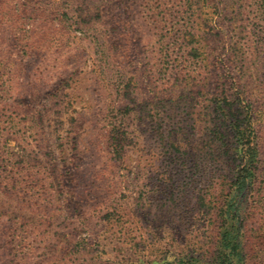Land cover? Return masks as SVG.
Wrapping results in <instances>:
<instances>
[{"label": "rangeland", "instance_id": "obj_1", "mask_svg": "<svg viewBox=\"0 0 264 264\" xmlns=\"http://www.w3.org/2000/svg\"><path fill=\"white\" fill-rule=\"evenodd\" d=\"M154 2L166 11L161 28L149 21L145 0H0V51L21 56V44L34 43L12 91L18 104L6 114L21 136L4 131L0 136L25 170L17 190L0 183V264H163L155 260L176 248L212 252L215 222L194 203L195 196L182 203L156 191L167 169L165 144L173 141L179 148L176 160L192 165L206 142L210 115L200 105L186 109L187 104L175 103L174 121L163 131L176 133L165 144L151 120L168 121L166 86L175 76L185 78L175 67L188 56L175 49L188 52L204 44L225 52L233 43H245L248 34L240 25L255 11L251 0H196L192 7L179 0ZM101 22L112 33L108 48L128 41L127 51L114 49L110 57L102 52L86 32L101 28ZM247 23L243 26L251 28ZM160 49L167 57L159 62ZM109 62L116 64L114 75L105 74ZM257 83L251 93L258 91ZM120 93L118 108L134 98L131 107L139 110L140 120L122 127L124 148L116 157L103 118ZM22 108L42 118L46 147L39 153L21 140L31 136L27 116L17 114ZM110 115L117 117L115 111ZM48 147L56 157H44ZM37 180L41 185L34 188ZM140 201L146 217L137 212ZM255 222L247 264H264V223Z\"/></svg>", "mask_w": 264, "mask_h": 264}, {"label": "trees", "instance_id": "obj_2", "mask_svg": "<svg viewBox=\"0 0 264 264\" xmlns=\"http://www.w3.org/2000/svg\"><path fill=\"white\" fill-rule=\"evenodd\" d=\"M194 1L196 0H179L183 6L188 7H192ZM145 3L149 21L154 27H163L159 24L162 21L167 22L165 9L157 7L154 0H145ZM159 4L166 7L167 2ZM251 5L255 11L251 20H244L240 25L241 32L248 34V37L243 36L247 40L245 43L243 41L233 43L224 49L225 52L220 51L221 47H208L204 44L191 47L192 51L188 52H185L183 47L175 49L178 54L186 53L188 56L175 67L177 73L184 75L185 78L181 80L175 76L166 86L165 96L169 97L170 102L163 107L171 113L168 121L165 124L162 123L163 125L157 120H151L156 127L154 132L164 144L167 143L166 139L173 138L176 131L165 132L163 128L173 123L172 111L175 109V103L179 102V104H187L186 109L197 104L208 111L209 124L205 126L208 132L203 134L206 136V142H201L192 165H188L184 160L181 162L176 160L175 155L179 148L173 141L163 146L168 163L165 177L157 185L156 191L161 196L179 197L183 199L182 203H189L195 196L194 203L200 205L198 206L200 208L203 207V212L208 213L215 222V231L210 235V237L213 236L211 253L198 252L193 247L186 246L185 249L172 250L173 252L155 260L156 262L247 264V250L249 246H252L250 237L256 229V225L252 227L251 224L256 219L264 223V85L262 84L264 80V0H251ZM245 22H248L251 28L246 29V26H243ZM105 23L101 22L102 26L99 29L88 28L86 32H90V36L96 39L97 44L103 48L102 52L106 50L104 52L108 57L114 49L127 51L128 41H125L127 44L123 45L112 43V47L108 48L106 42L112 38V33L108 32ZM252 23L258 24V28ZM258 32H262L263 35H258ZM13 38L17 43L21 41L20 34L16 32ZM33 47L34 43L26 41L21 44L23 54L15 57L10 56L7 50L0 51V105L3 109L0 110V136H4L3 131L12 136L17 137V134L18 137L21 136L17 130L15 131L17 125L12 117L6 114L7 108L13 107L15 102L18 104L13 93L18 89L19 81L16 80L24 74L25 58L29 56ZM158 52L160 53L157 57L158 61L167 57L165 50L160 49ZM107 55L106 58H108ZM109 63L105 64V74L109 75L113 72L112 75H114L116 64ZM251 78L252 82L248 83ZM137 79L138 77L135 81ZM256 81L258 91L251 93L250 90ZM120 95L122 94H117L113 102L106 107L103 118L107 125L106 138L111 141L112 152L116 157L121 155L124 148L125 137L122 134L125 132L122 127L128 124L136 126L134 122L140 120L139 110L131 107L132 104L135 105L134 98L127 97L129 101L124 104V108H118L120 105L117 100ZM20 110L22 112L17 111V114L27 116L28 130L31 135L29 140L25 137L21 140L29 145L31 152L39 153L46 147V130L40 122L42 118L37 115V112L29 113L24 108ZM113 111L116 112L117 117L110 119ZM200 137L203 140L202 136ZM44 155V157H56V150L48 147ZM33 157L36 158V155ZM14 158V153L8 149L5 141L0 140V183L9 189L17 190V185L24 183L22 176L25 170ZM187 173L190 174L187 181L179 179L180 176L185 177ZM41 182L42 180L34 181V188L39 187ZM33 191L31 190L30 199L35 198ZM136 207L137 212L141 210L140 215L144 217L148 215V212H142L143 201L137 202ZM185 207L187 209L189 204ZM189 209L190 212L193 211V208Z\"/></svg>", "mask_w": 264, "mask_h": 264}]
</instances>
